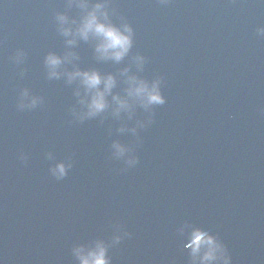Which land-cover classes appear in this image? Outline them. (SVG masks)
Here are the masks:
<instances>
[{"label": "water", "instance_id": "1", "mask_svg": "<svg viewBox=\"0 0 264 264\" xmlns=\"http://www.w3.org/2000/svg\"><path fill=\"white\" fill-rule=\"evenodd\" d=\"M68 5L0 0V264H79L74 247L97 240L111 264H194L193 227L217 235L232 264H264V0H112V21L135 28L119 62L98 59L93 40L66 43L55 15L76 16ZM49 51L77 54L62 71L116 75L104 113L74 118L78 81L49 79ZM125 68L161 78L167 102L115 115ZM25 88L43 102L21 110ZM49 153L71 164L61 180Z\"/></svg>", "mask_w": 264, "mask_h": 264}, {"label": "clouds", "instance_id": "2", "mask_svg": "<svg viewBox=\"0 0 264 264\" xmlns=\"http://www.w3.org/2000/svg\"><path fill=\"white\" fill-rule=\"evenodd\" d=\"M166 3L167 0H162ZM75 5L79 12L76 16H70L67 12H57L55 20L58 31L68 39V45H75L79 40L95 41V51L100 60H115L117 62L124 59L133 47L135 28L127 18L121 16L123 21L116 24L112 21L110 8L112 0H69V7ZM259 35L264 36V26L257 29ZM26 53L23 49H18L16 60L22 62ZM75 52L60 55L55 51H49L45 56L44 63L48 69V77L60 78L66 75L68 83L78 81L79 87L76 95L80 97L79 103L83 106L81 111L73 109L74 118L83 121L96 117L105 112L110 106L108 97L117 86V77L113 73H102L97 68L82 69L78 65L72 69L61 70L62 65L71 58H76ZM137 67L142 68L146 62L144 55L138 54L135 57ZM129 69L125 68L122 75L127 79V95L121 96L119 93L112 95L115 102L114 114L119 115L122 111L131 114L133 101L139 102L145 109L154 105H163L167 102V97L161 89V78L147 80L137 74H128ZM130 98H132L130 100ZM43 102V97L31 94L28 88L20 93L18 107L33 108ZM123 130V129H122ZM135 131V129H133ZM113 154L116 157H124L130 151L129 147L119 141L112 144ZM20 159L27 162V155L21 153ZM49 159L55 162L50 167L51 174L61 180L68 175L71 164L65 160H55L53 153H49ZM138 162L136 157L128 156L127 163L134 165ZM183 231V227L180 229ZM123 238L117 226V232L113 236V243H119ZM185 247L191 249L193 261L199 264H232V255L228 246L215 234L206 231L201 227H193L189 234V242ZM79 264H111V257L108 254V246L102 240L95 241L94 244H81L73 249Z\"/></svg>", "mask_w": 264, "mask_h": 264}]
</instances>
